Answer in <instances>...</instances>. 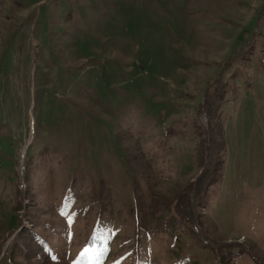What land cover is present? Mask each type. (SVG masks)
<instances>
[{
	"label": "rangeland",
	"instance_id": "374dc122",
	"mask_svg": "<svg viewBox=\"0 0 264 264\" xmlns=\"http://www.w3.org/2000/svg\"><path fill=\"white\" fill-rule=\"evenodd\" d=\"M263 9L0 0V264H264Z\"/></svg>",
	"mask_w": 264,
	"mask_h": 264
},
{
	"label": "trees",
	"instance_id": "16d2710c",
	"mask_svg": "<svg viewBox=\"0 0 264 264\" xmlns=\"http://www.w3.org/2000/svg\"><path fill=\"white\" fill-rule=\"evenodd\" d=\"M263 14H264V9H263ZM179 215H181V214H179ZM32 219H35V217H32ZM234 244V243H233ZM234 245H237V244H234ZM22 247V245H19V247ZM25 247V249H26V246H24ZM222 248H223V250H225V251H230L231 250V248H232V244L231 245H223V246H221ZM235 248H240L239 247V245H237ZM225 251H224V253H225ZM32 253V246H31V249H30V247H28V250H27V253H26V255L27 254H31ZM224 253H222V256L220 257L221 258V260H222V262H226V264H227V262L230 260V258H229V254H227L226 255V257H225V255H224ZM228 258H229V260H228ZM228 260V261H227ZM100 264H104V262H101ZM189 264H195V263H189Z\"/></svg>",
	"mask_w": 264,
	"mask_h": 264
}]
</instances>
